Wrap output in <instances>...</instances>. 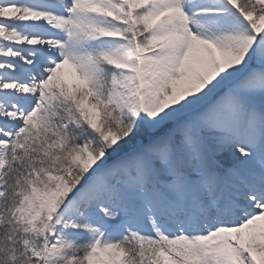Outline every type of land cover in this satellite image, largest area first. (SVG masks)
Wrapping results in <instances>:
<instances>
[{"label":"snow or ice","instance_id":"obj_1","mask_svg":"<svg viewBox=\"0 0 264 264\" xmlns=\"http://www.w3.org/2000/svg\"><path fill=\"white\" fill-rule=\"evenodd\" d=\"M0 264H264V0H0Z\"/></svg>","mask_w":264,"mask_h":264}]
</instances>
